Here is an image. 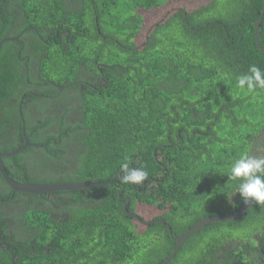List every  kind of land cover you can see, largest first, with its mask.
<instances>
[{
  "label": "trees",
  "instance_id": "16d2710c",
  "mask_svg": "<svg viewBox=\"0 0 264 264\" xmlns=\"http://www.w3.org/2000/svg\"><path fill=\"white\" fill-rule=\"evenodd\" d=\"M169 1L0 0V42L22 40L5 42L0 52V133L26 126L30 134L33 123L40 137L30 134L32 143L55 139L44 153L28 147L4 159L11 178L102 183L121 175L107 186L46 195L2 180L0 264H160L176 247L170 231L159 222L143 225L125 205L138 216L139 207L158 209L152 219L140 217L165 220L178 237L244 204L226 174L243 154L264 156V90L237 87L251 66L264 71L255 35L264 0L182 7L141 40L146 14ZM259 34L264 48V16ZM56 85L65 86L64 110L32 94H55ZM75 98L78 116L70 122ZM29 102L40 111L32 123ZM48 105L54 110L44 112ZM4 140L0 151L9 152L24 135L20 129ZM125 163L148 172L142 185L122 181ZM31 164L44 172L33 173ZM7 205L20 209L16 224ZM262 245L264 205L254 204L235 222L195 233L168 264L245 263Z\"/></svg>",
  "mask_w": 264,
  "mask_h": 264
},
{
  "label": "clouds",
  "instance_id": "9594fccd",
  "mask_svg": "<svg viewBox=\"0 0 264 264\" xmlns=\"http://www.w3.org/2000/svg\"><path fill=\"white\" fill-rule=\"evenodd\" d=\"M237 87L247 93L264 90V71L251 66L247 74L238 78ZM121 171L122 181L126 184L142 185L148 176L143 168H130L127 163L122 165ZM226 176L228 181L236 182L235 194H239L245 205H264V156H239L231 162Z\"/></svg>",
  "mask_w": 264,
  "mask_h": 264
},
{
  "label": "water",
  "instance_id": "95a60500",
  "mask_svg": "<svg viewBox=\"0 0 264 264\" xmlns=\"http://www.w3.org/2000/svg\"><path fill=\"white\" fill-rule=\"evenodd\" d=\"M263 16H264V3H263L262 15H261L260 19L255 23L256 43H257L258 48L262 52H264V48L261 46V43H260L259 31H260V25L262 23ZM11 40H15V39L7 38V39H4L0 42V52H1L3 44L5 42L11 41ZM28 146H35V145L30 143V141L28 139H26L24 146L19 147V148L15 149L14 151H11V152H1L0 151V173L2 174V176L4 177L6 182L10 185V187H12V189H14L15 191L29 193V194H35V195H46L49 193H54L56 191H74V190H80V189H84V188L103 187V186L110 185L116 178H121V175L119 174L116 177H114L113 179H111L107 182H102V183L88 182V181L77 182V183H46V184H40V183L33 184V183L17 182L15 180H13L11 178V176L8 174V172L5 168V165H4V159L21 153L23 151V149H25ZM253 206L254 205L243 204L242 207L238 210V212H236L233 215L223 216V217L222 216H214V217L204 218L203 220L199 221L195 226H193L191 229H189L186 233H184L183 235L178 236V237L173 236L172 228L165 220H161V219L153 220V221L152 220H144L140 216H138L137 214L130 212L128 210L127 205H125L124 209H125V212L129 216L133 217L135 220L139 221L140 223H142L145 226H148L154 222H159L168 228V230L170 231L171 237L176 242V247H175V250L173 251V253L169 257H167L162 263H160V264H168L177 255V253L180 251V249L186 243V241L190 237H192L195 233L202 230L207 225H210L213 223L235 222V221L241 219L244 215H246L247 212H249L253 208Z\"/></svg>",
  "mask_w": 264,
  "mask_h": 264
},
{
  "label": "flooded vegetation",
  "instance_id": "af4514ba",
  "mask_svg": "<svg viewBox=\"0 0 264 264\" xmlns=\"http://www.w3.org/2000/svg\"><path fill=\"white\" fill-rule=\"evenodd\" d=\"M177 2H179V3H190V2H192V0H170L168 3H167V5H165L164 7H162V8H164V9H167V12L169 13V15L171 14L170 12H173V11H176V10H178V9H180V8H182L184 5H176V3ZM176 6V7H175ZM159 8H157V9H153L152 10V12H154V11H156V10H158ZM167 13V14H168ZM166 14V16H168ZM12 39H15L14 41H18V42H21L22 40H20L18 37L17 38H12ZM17 39V40H16ZM25 44H23L22 45V47H21V52H24V49H25ZM20 52V53H21ZM23 60H25V62H26V64H28L29 62H30V57L29 56H25L24 58H22ZM57 86V88H58V92L57 93H53V91H45V93H46V95L45 94H42V93H32L34 96H37V97H40V98H44V97H49V98H51L52 100H55L56 101V104L54 105V107L58 110V109H65V107L63 106V104H62V99L61 98H63L62 96H63V94H64V87L65 86H58V85H56ZM42 92V91H41ZM54 92H56V91H54ZM71 93H73V92H71ZM52 94V96H49V95H51ZM24 100H27V97H26V99L24 98V99H22V101H21V106L19 107V109H21L23 106H22V103H23V101ZM57 100H59V101H57ZM77 101H79V98H75V99H73V104L71 105L73 108H74V110L72 111V113L70 114V115H68V117H67V121H70V122H73L74 121V119L75 118H77V113L76 112H78V109H77V106H74V105H77ZM13 102H15V101H13ZM28 105H29V107H28V110H30L31 111V117H30V120H29V122L30 123H32V121L33 120H36V117H38L39 116V113H40V111H37V107L35 106L36 105V103L35 102H29V103H27ZM25 107H26V105H24ZM34 107H36V108H34ZM51 110V111H53L54 109H52V106H50V105H48L47 107H46V109H44V112H45V110ZM47 113V112H46ZM57 114H59L60 115V112L58 113V112H56ZM40 117V116H39ZM9 122H11V121H9ZM23 122V124H24V122H25V119L22 121ZM35 122V121H34ZM39 122V121H38ZM12 123V122H11ZM40 123V122H39ZM57 125V121H55V125H54V122H52L49 126H48V128H47V130H44V131H42L41 132V134H48V132H52L53 131V129H55L56 126ZM13 126V125H12ZM20 129L22 130V133H23V135H24V142L22 143V145L20 146V147H22V146H24V144H25V142H26V139H28L29 141H30V143H32L31 142V140H30V134L32 135V136H35V137H40L39 135V133L37 132L38 131V129H36L34 126H33V123H32V125H31V128H30V134H28L27 132H26V126H22V127H20ZM18 127L17 128H15V129H12V130H10V131H8V133H0V138H2V139H5L4 141H6L7 140V137H10L12 134L13 135H17L18 133H19V130H20ZM39 130H41V129H39ZM56 133H58L59 131L58 130H56L55 131ZM59 138H61V136L59 135ZM42 140H45L46 141V143H45V145H42V144H36V143H32V144H34L35 146H28V147H35V148H37L39 151V153L40 152H43L44 153V149L47 147V145L50 143V141H52V142H54L55 141V139H54V137H49V138H47V139H42ZM22 142V141H21ZM20 142V143H21ZM60 142V141H59ZM28 147H26L25 149H23V151H25ZM17 148H19V147H17ZM16 148V149H17ZM15 150V149H14ZM14 150H12V151H14ZM22 151V152H23ZM9 152H11V151H9ZM20 154V153H19ZM31 162V161H30ZM4 165H5V163H4ZM31 167H32V169H31V171H33V173H37V172H39V174H41V173H43L44 172V170L43 169H38V168H36L34 165H32L31 164ZM5 168H6V166H5ZM12 168V167H11ZM7 170V169H6ZM8 172V171H7ZM8 174H9V172H8ZM0 197H1V192L3 191L4 192V190H5V188L7 187V185L6 184H4L3 183V181L4 182H6V180L4 179V177L2 176V174L0 173ZM13 179V178H12ZM3 180V181H2ZM14 180V179H13ZM7 183V182H6ZM24 183H28V182H24ZM8 184V183H7ZM9 185V184H8ZM24 193V192H23ZM1 203H3V204H7V201H1ZM2 204V205H3ZM1 205V206H2ZM3 207V206H2ZM4 208V207H3ZM4 210V212H5V214L7 215L6 217L7 218H12V216L13 217H15V219L13 218V222H14V224H16L17 222H15L16 220H18L17 219V216H15V214H18V212L20 211V209L17 207V205H13V206H10V205H7L6 206V209H3ZM153 221V220H152ZM16 227H19L18 226V224L16 225ZM0 235H2V232L0 231ZM260 239H261V236H260ZM259 239V237L257 236V240H260ZM246 257H247V259H246V261L248 262H242V261H238V262H233L232 264H264V245H262L259 249H257V250H254V251H252V252H250V253H247L246 254ZM257 262H259V263H257Z\"/></svg>",
  "mask_w": 264,
  "mask_h": 264
},
{
  "label": "rangeland",
  "instance_id": "374dc122",
  "mask_svg": "<svg viewBox=\"0 0 264 264\" xmlns=\"http://www.w3.org/2000/svg\"><path fill=\"white\" fill-rule=\"evenodd\" d=\"M210 0H192L190 3H176V5H184L183 7L188 11H193L197 8L202 7L204 4H206ZM176 7V6H175ZM167 9H163L159 12H149L146 14V27L145 32L141 36V40L145 37L147 34V31H149V28L152 24H155L157 21L161 20L164 18V16L167 14ZM147 30V31H146ZM146 33V34H145ZM160 211L155 208H150V207H139V214L141 217L144 219H152L154 218L155 215H158Z\"/></svg>",
  "mask_w": 264,
  "mask_h": 264
}]
</instances>
